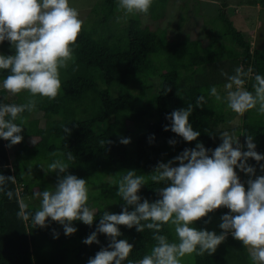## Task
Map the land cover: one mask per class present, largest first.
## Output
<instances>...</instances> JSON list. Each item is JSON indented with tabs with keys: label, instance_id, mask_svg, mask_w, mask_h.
<instances>
[{
	"label": "trees",
	"instance_id": "1",
	"mask_svg": "<svg viewBox=\"0 0 264 264\" xmlns=\"http://www.w3.org/2000/svg\"><path fill=\"white\" fill-rule=\"evenodd\" d=\"M167 2L153 0L148 14L158 19ZM224 9L222 3L218 14L213 17L215 20H210L213 25L206 31L208 41L204 43L200 38L188 36L168 39L166 28L153 30L143 25L136 15L117 22V0H100L92 7L95 18L92 24H83L73 45L74 62L69 61L67 68L60 69L59 95L52 100L37 96L36 109L20 114L16 122L23 126L20 133L23 140L19 144L9 146L10 141L0 138V174L15 177V183L9 181L0 190V264H35L33 251L36 253L41 248L46 252L50 250L54 260L57 251L64 249L66 255L61 264H88L97 252L108 247L110 239L98 233V243L88 245L83 241L96 231L104 212H122L125 202L117 195L116 182L127 170L146 176L147 184L141 187L138 195L141 202L147 199L152 203L161 198L158 190L165 186V182H153L148 177L158 163H168L185 149L195 148L197 143L207 149L219 146L217 137L221 131L216 127L226 119L225 103H218L208 95L211 87L215 86L224 96L227 79L222 72L231 75L237 67H243L245 71L249 67L253 69L252 75L246 78L245 87L249 91H254L255 75L264 76V38L260 47L252 48L251 42ZM122 23L127 28L126 34L121 31ZM14 54L15 50L8 41L0 43V55ZM9 74L8 70H0V104L27 103L28 92L14 95L3 89L2 82ZM155 77L162 78L159 88L154 86ZM167 87L171 91H166ZM200 95H205L207 100L203 107L196 105ZM149 103L153 104L150 114L145 108ZM189 103L193 105L189 122L194 131L200 132L197 140L192 142L185 141L171 130L165 131V126L171 127L168 115L187 108ZM124 110L129 111L134 126L114 134L109 117ZM251 111L252 117L244 115L239 130L240 150H248L246 139L251 135L255 150L264 155V115L256 109ZM41 119H44L43 125ZM63 126L71 129L70 135L63 132ZM121 138L130 139V143H121ZM101 140L111 143L101 145ZM170 140L176 143L170 144ZM69 151L75 157L73 161H67ZM61 152L65 154L63 157L53 155ZM61 158L69 164V173L87 181V203L96 207L93 224L74 221L71 226L77 231L71 235H66L64 226L51 218L46 227H35L31 219L25 222L17 217L19 202L16 193L20 199L51 190L53 186L49 178L58 179L59 176L44 169ZM247 163L255 169V175L246 174L238 167L235 169L246 188L249 179L264 176L261 169L264 160L257 162L249 158ZM9 190L13 192L12 199L5 194ZM39 206L28 203L27 211L34 213ZM128 207L129 211L134 210V206ZM225 214H230V210L222 207L192 226L220 234L223 230L219 225ZM118 227L121 235L117 239L133 245L123 264L129 261L135 264L150 254L157 243L151 230L138 232L135 227ZM160 234L167 236L169 242H178L171 223L163 225ZM236 248L240 250L234 252ZM219 249L222 255L195 254L192 264H226L228 259L224 252L231 258L237 257L231 264H252L242 242L230 233Z\"/></svg>",
	"mask_w": 264,
	"mask_h": 264
},
{
	"label": "clouds",
	"instance_id": "2",
	"mask_svg": "<svg viewBox=\"0 0 264 264\" xmlns=\"http://www.w3.org/2000/svg\"><path fill=\"white\" fill-rule=\"evenodd\" d=\"M153 0H117V11L123 13L117 22L130 15H147ZM84 21L79 11L70 5L69 0H0V43L8 41L15 50L14 55H0V70H8L9 75L3 80L2 87L11 94L29 93L27 103L0 104V138L10 141V145L23 140L20 133L22 124H17L21 113L32 112L37 107V96L55 99L61 89L60 69L67 68L69 61L74 62L73 45L82 31ZM253 69L246 71L237 67L234 74L223 73L227 79L224 85L226 94L221 96L215 86L208 95L238 115H244L252 109L264 115V76L255 75L252 88L246 89V78ZM166 91H171L167 87ZM207 103L205 95L196 100L198 107ZM193 105L173 111L167 119L171 130L187 142L197 140L199 131H194L189 122ZM66 135L71 134L68 126H63ZM222 143L215 149H207L202 143L195 148L185 149L168 163L160 162L148 175L153 182H165L158 190L160 199L150 203L141 202L138 195L141 187L147 184L145 175H138L135 170L116 182L117 195L125 206L120 214L104 212L95 232L83 242L91 245L99 242L98 233L110 239L108 247L97 252L88 264H123L130 255L133 245L127 240L117 239L121 235L120 225L135 227L138 232L145 229L153 232L157 242L151 253L135 264H182V259L193 253L203 256L212 255L230 233L242 242L248 250L252 264H264V176L247 181V188L241 183L235 169L255 175V169L249 166V158L257 162L264 160V155L255 149L253 137L247 135V151H241L239 138L234 133L223 131ZM121 143L128 144L130 139L121 138ZM33 143H35L33 141ZM101 145L111 141H100ZM175 144V140H170ZM211 152V155H209ZM63 157L64 153H53ZM75 157L69 151L67 161ZM178 162L179 166H173ZM44 169L43 167H41ZM69 164L63 158L56 159L44 169L58 173V180L53 190L36 192L40 206L34 213L27 211L28 204L16 197L19 202L17 217L25 222L31 219L35 227H46L49 218L64 226L65 234L77 231L72 227L74 221L86 225L94 222V213L87 206L89 199L87 181L68 172ZM264 170V165H261ZM15 177L0 174V190ZM9 199L13 192L5 193ZM128 206H134L129 211ZM227 208L230 214L221 217L220 234L215 231L198 230L192 225L220 208ZM171 223L178 242H169L167 236L160 234L162 226ZM58 237V234H56ZM128 264H133L129 261Z\"/></svg>",
	"mask_w": 264,
	"mask_h": 264
},
{
	"label": "rangeland",
	"instance_id": "3",
	"mask_svg": "<svg viewBox=\"0 0 264 264\" xmlns=\"http://www.w3.org/2000/svg\"><path fill=\"white\" fill-rule=\"evenodd\" d=\"M100 0H69L70 5L76 8L80 13V18L84 21L83 24H92L94 15L92 13V7ZM167 5L162 15L158 19H153L149 14L142 15L136 14L143 25L149 26L155 30L158 28H166L168 39L177 40L185 36L190 38H200L204 43L208 41V35L206 31L213 25L210 20L214 19L222 3L225 5V11L227 16L231 19L233 24L243 31V34L247 40L252 44V48L261 46L264 38V0H167ZM183 15V18H182ZM203 15V16H201ZM119 16L123 17V13L119 12ZM131 17L133 15H130ZM135 16V15H134ZM215 20V19H214ZM207 22V23H206ZM121 31L123 34L127 33V28L122 23ZM162 78H153V83L156 88H159ZM137 93V89L135 91ZM147 113L150 114L153 111V104L149 103L145 106ZM52 112V111H51ZM226 119L223 123L219 124L216 128L221 132L228 131L234 133L236 137H239V130L241 129L244 115L252 117V111L249 110L244 115H238L227 108L225 103ZM109 123L114 134L121 131L129 130L133 128V124L130 121V114L128 110L121 111L115 115L109 117ZM40 124H44V119L40 120ZM222 140L220 135L217 137ZM219 144V145H220ZM168 159V158H167ZM166 159V160H167ZM165 158L163 159V161ZM173 166H179L177 163ZM54 189L57 182V178H49ZM95 188V187H94ZM35 190V189H34ZM50 190V191H51ZM96 189L94 193H96ZM35 192V191H34ZM94 196V195H93ZM25 203L40 204V200L35 195H29L21 197ZM87 206L95 213L96 207L92 206V203H87ZM242 249V247H240ZM236 248L234 252L240 250ZM59 250V249H57ZM244 251L248 250L244 247ZM44 248L39 249L36 253L33 251L35 264H61L63 263V256L66 255L64 249L57 251V259H53L51 251ZM243 251V253H244ZM221 250H216L214 254H221ZM223 253V252H222ZM245 254V253H244ZM187 255L182 259V264H192L193 256ZM204 255H207L205 253ZM228 261L226 264L235 262L237 258H231V255H227ZM62 257V258H61ZM229 262V263H228Z\"/></svg>",
	"mask_w": 264,
	"mask_h": 264
},
{
	"label": "crops",
	"instance_id": "4",
	"mask_svg": "<svg viewBox=\"0 0 264 264\" xmlns=\"http://www.w3.org/2000/svg\"><path fill=\"white\" fill-rule=\"evenodd\" d=\"M242 33H243V31H242Z\"/></svg>",
	"mask_w": 264,
	"mask_h": 264
}]
</instances>
